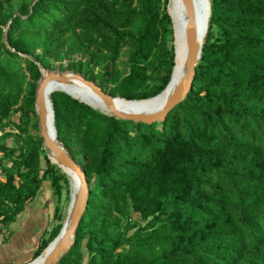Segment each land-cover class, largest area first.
I'll return each instance as SVG.
<instances>
[{
    "label": "trees",
    "instance_id": "obj_1",
    "mask_svg": "<svg viewBox=\"0 0 264 264\" xmlns=\"http://www.w3.org/2000/svg\"><path fill=\"white\" fill-rule=\"evenodd\" d=\"M12 3L0 0V131L22 138L19 151L0 138V230L48 181L53 228L34 260L63 220L60 169L46 155L41 167L46 151L29 134L38 131L40 67L80 55L70 70L138 101L165 88L174 53L167 0H34L15 12ZM209 5L191 91L163 121L120 120L50 95L56 138L88 186L74 242L57 264H264V0Z\"/></svg>",
    "mask_w": 264,
    "mask_h": 264
},
{
    "label": "water",
    "instance_id": "obj_2",
    "mask_svg": "<svg viewBox=\"0 0 264 264\" xmlns=\"http://www.w3.org/2000/svg\"><path fill=\"white\" fill-rule=\"evenodd\" d=\"M183 1H184L186 11L188 14V18L190 21V27H189L188 34H187L185 81L177 84L171 96L166 100L164 106L155 112L120 113L115 110H111V113L109 116H112L120 120L131 121L134 123L140 122L144 124H152L155 122H161L172 111V109L176 105H178L186 97V95L191 91L194 76H195V66L200 59V53H201V48H202V45H198L197 43L198 34L200 33L204 25H207L208 27V21H209V16H210V5H209V0H204V3L202 4V7L200 9V12L198 13L196 17V24L194 26V23H193L194 16H193V8H192L191 0H183ZM175 70H176V63L174 60V65L172 67L170 79L167 85L165 86V88L159 94H157L156 96L152 98H148L145 100H138V101L153 100L161 96L163 91L168 86H170L172 82L175 81ZM68 77L77 79L81 81L82 83L86 84L87 86H89L104 100L108 108H110V105L108 102V94H105L102 91L101 87L96 86L92 82L84 80L82 77L72 74V73H68ZM51 78H55L59 81H64L66 79L62 74L50 72L44 75L38 81L37 88H36V95H35V111H36V115L38 119V136L41 138L42 146L44 150L50 152L54 157V162L51 159H50V162L52 164H58L59 166L71 172H74L79 178V183H78L77 192H76V195L73 201L72 212H71L67 230L63 234L60 232L59 235L51 243H49L47 247L43 250L42 253L46 252V254L43 258L42 264H57L60 258L72 246L74 242V238H75V230L82 217V214H83V211L86 205L87 194H88V186H87L84 172L80 168L79 164L68 154L67 150L63 147V145L56 138V132L53 126V111H52L51 100L49 99L47 106H46L42 98V90H43L44 84L48 79H51ZM56 91H60V90H56ZM56 91H53V92H56ZM60 92H63V91H60ZM63 93L69 95L66 92H63ZM78 101L82 102L81 100H78ZM128 101H134V100H128ZM46 109L50 113L52 133L55 137V141L51 140L47 134V129H46L47 111ZM42 253L38 257H36L34 260H32L29 264L41 258Z\"/></svg>",
    "mask_w": 264,
    "mask_h": 264
},
{
    "label": "bare ground",
    "instance_id": "obj_3",
    "mask_svg": "<svg viewBox=\"0 0 264 264\" xmlns=\"http://www.w3.org/2000/svg\"><path fill=\"white\" fill-rule=\"evenodd\" d=\"M203 3L204 0H191V4L193 8V16H194L193 17L194 26L196 24V17L200 12ZM167 13L171 21L170 24L171 41H172V47L174 53L173 56L176 63V70H175V81L172 82L170 86H168L163 91L161 96L153 100L138 102L135 100L128 101L117 96L108 95V102L110 105V108H108L104 100L94 90H92L89 86L82 83L81 81L68 77V73H66V74H62L66 78L64 81H59L55 78H51L45 82L42 90V98L44 100L45 105L47 106V103L50 99V94L53 91L60 90L68 93L70 96L74 97L75 99L81 100L82 102L88 104L93 109L100 111L104 114H107L108 116L110 115L111 110H115L120 113H134V112L151 113L161 109L164 106L166 100L171 96L177 84L185 81L187 34L190 27V21L183 0H168ZM207 30H208L207 25H204L200 33L198 34V39H197L198 45H202L204 43ZM46 74L47 72L45 73V75ZM46 111H47V124H46L47 134L51 140L55 141V137L52 133L50 113L47 109ZM47 153L49 158L54 162L53 155L48 151ZM55 165L58 166L59 169L68 176L71 185V202L66 208L65 213L63 214L61 228L56 235L57 237L60 232L63 234L67 230L72 212L73 201L78 188L79 178L74 172H71L63 168L58 164ZM45 254L46 252L42 253L41 258L37 259L31 264H42Z\"/></svg>",
    "mask_w": 264,
    "mask_h": 264
},
{
    "label": "crops",
    "instance_id": "obj_4",
    "mask_svg": "<svg viewBox=\"0 0 264 264\" xmlns=\"http://www.w3.org/2000/svg\"><path fill=\"white\" fill-rule=\"evenodd\" d=\"M53 197L50 184L42 181L36 196L14 221L0 230V264H14L33 257L40 239L53 227L56 206Z\"/></svg>",
    "mask_w": 264,
    "mask_h": 264
},
{
    "label": "rangeland",
    "instance_id": "obj_5",
    "mask_svg": "<svg viewBox=\"0 0 264 264\" xmlns=\"http://www.w3.org/2000/svg\"><path fill=\"white\" fill-rule=\"evenodd\" d=\"M33 1L34 0H13L12 4H13L14 12L16 11V9L20 6V4L22 2L31 3ZM167 2H168V0H167ZM166 9H167V6H166ZM214 32H216V30H214ZM216 35H218L217 32H216ZM167 40L169 42V45H172L171 34L169 36H167ZM38 52H39V50L37 48L33 47V48L30 49V56H35L36 54H38ZM84 60H85V57H82L80 55H72V56L69 57V59H64L62 61L50 60L49 63H48V67L47 68L40 67L41 78L45 75L46 72L47 73L52 72V73H58V74L72 73V74H75V75H78V76L82 77L84 80L92 82L96 86L101 87L102 91L105 94L112 95L110 93L112 86H110V85L106 86L105 84H99V82L97 81L96 78L89 76L84 71H81V70L72 71V70L69 69L68 66H69V64L71 62L84 61ZM124 60H125V58L121 59V61H124ZM119 68L123 70L124 69V65L122 63H119ZM97 71L98 70L93 69V73H96ZM18 118H19V114L16 113V114H14L11 117V121L18 122ZM37 127H38V124H37ZM29 134H31V135L37 134L38 135V131H35V129H33L30 126L29 127ZM0 138H1V143L5 144V146L19 151L20 146H21V138L22 137L17 132V130L15 128H11V127L6 128V130L3 133V135H2V132L0 131ZM44 155H46L48 157V159H50L49 156H48L47 151L40 156V165H41L42 168H45V162H44V159H43ZM4 164H5V162H2L0 164V168ZM60 172H61V175H62V178H61V191H60L61 195H60L58 204L60 206L61 215L63 216V214L66 211V208L68 207V205L71 202V185H70V180H69L68 176L66 174H64L61 170H60ZM4 179H5L4 178V174L0 171V181H4ZM48 184H49V182H48ZM50 189H51V187H50ZM53 198H54V204L56 205L57 204L56 196L54 195ZM55 199H56V201H55ZM132 221H136V223L141 225V226L144 224V222H141L140 219L137 218L136 215H134L131 218L130 222H132ZM60 223H61V221H60ZM31 261H32V257H30V258H28V259H26L24 261H20V262L14 263V264H29Z\"/></svg>",
    "mask_w": 264,
    "mask_h": 264
}]
</instances>
